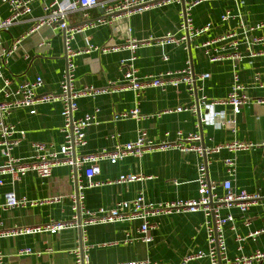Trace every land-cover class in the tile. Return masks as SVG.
I'll return each mask as SVG.
<instances>
[{"label":"crops","instance_id":"0c3cea01","mask_svg":"<svg viewBox=\"0 0 264 264\" xmlns=\"http://www.w3.org/2000/svg\"><path fill=\"white\" fill-rule=\"evenodd\" d=\"M52 0H32L31 12L11 25L0 29V47L10 46L20 39L18 48L9 58L4 68L6 76L11 78L10 88H15L25 80L42 76L44 83L39 94L60 90V83L66 68L65 32L60 28L43 24L35 28L34 18L44 13L45 5ZM73 2L75 0H58ZM182 4H169L148 9L120 19L113 31L110 25H99L77 33L72 40L76 50L85 49L90 43L107 46L124 45L126 39L134 38L141 45L137 51L135 67L140 76L158 75L168 70L185 67L188 61L197 74L209 76L197 86L202 89L190 91L185 84L177 87H151L136 96L133 90L111 89L109 92L78 99L75 117H80L96 108L100 110L98 119L86 131L87 143L77 148V154H89L103 149L113 150L117 144L137 139L138 131L144 129L149 138L162 141L170 132L169 139L176 138V132L183 135L199 132L206 146L233 142L252 141L257 146L235 154L236 174L232 177L236 191L246 190L261 197L242 213L236 206L224 208L223 215L231 213L234 221L225 225L227 254L230 258L249 255L257 250L264 251V88L256 87L253 78L256 73L264 77V55L244 57L237 63L242 83L248 86L251 102L242 107L236 117V130L216 129L200 124L197 113L167 112L178 106L192 105L197 96L203 94L209 99H221L228 96L233 80V61L210 62L203 51L196 48L201 42L228 30L238 29L240 21L247 27L264 23V0H207L193 9L196 26L212 22L206 33L193 39L187 48L184 45H160L149 39H159L167 33L181 35ZM230 10L240 13L241 17L221 21V16ZM101 7L89 9L76 8L68 15L69 25L84 24L103 15ZM10 15L6 2L0 0V22ZM264 36V27L249 32V42L241 45V52L248 55L249 50H264L263 44H255L254 38ZM163 52L169 56L163 58ZM132 52L127 48L120 50L90 51L74 57L76 64V87L103 88L122 79V59L129 58ZM3 82L0 80V86ZM3 99V94H0ZM135 107L143 116L140 119H115L116 113L129 111ZM217 110L231 113L230 106H217ZM18 131H24L20 144L13 150L16 157L27 158L33 154V143H46L53 150H59L64 142L62 103L58 101L42 103L35 114L27 108L15 110L9 117ZM18 137L21 134H17ZM234 155L226 149L208 156V173L212 181L219 184L229 177L224 159ZM204 158L194 152H182L176 148H156L147 151L142 157L129 155L112 163L103 160L101 173L94 177L96 181L115 180L121 175L136 174L143 178L129 183L103 184L85 190V206L96 210L102 206H113L121 200H130L143 193L146 200L152 202L175 201L198 197V163ZM5 162L0 148V165ZM84 179L83 171L81 170ZM0 203L5 194L15 193V181L10 175H0ZM19 182L21 197L44 199L48 196H61L60 202L44 205H24L3 211L4 229L33 227L55 220H69L74 215L70 195L76 193L77 182L72 177L71 166H57L48 178L40 177L30 171ZM206 216L201 210L164 214L151 219L154 227L150 231L152 241H127L138 237L140 221H124L89 225L84 243L93 245L90 250L91 264H115L129 261H158L162 263H180L183 258L199 249H208ZM263 229L259 235L253 231ZM241 238V239H239ZM81 239L78 229L65 230L57 234L38 232L0 238V249L5 253V264H74L75 256L70 250ZM26 248L30 254H21ZM190 264H210L208 258L192 261ZM258 264H264L258 263Z\"/></svg>","mask_w":264,"mask_h":264},{"label":"built area","instance_id":"2783aa9c","mask_svg":"<svg viewBox=\"0 0 264 264\" xmlns=\"http://www.w3.org/2000/svg\"><path fill=\"white\" fill-rule=\"evenodd\" d=\"M7 3L10 15L0 22V29H8L11 25L19 22L23 16L31 12L30 3L32 0H3ZM207 0H75L73 2H61L52 0L45 5L44 13L34 18L35 28L47 24L54 28H60L65 32V59L66 68L60 83V90L52 93L39 94L44 80L42 76H37L33 80H25L15 88H10L11 78L6 76L4 68L9 62V58L18 48L20 39L14 40L10 46L0 47V80L3 84L0 86V148L5 162L0 165V175H10L13 180H20L30 171L36 172L42 178H48L52 175V170L57 166H71L72 177L77 182L75 194H71L72 209L74 215L69 220L51 219L49 222L24 228L4 229L2 213L10 208L24 205H44L54 202H60L61 196H48L44 199H28L27 197L17 198L15 193L8 192L5 194V201L0 203V238L10 237L23 234L49 232L57 234L65 230L78 229L81 239L70 250L75 256L74 264H91L90 250L93 245L84 243L86 239V229L89 225L105 224L124 221H140L138 228L139 236L132 237L127 241L141 240L151 242L152 236L150 231L154 227L151 222L153 217L173 214L180 212L203 211L206 216V231L208 237V249H199L187 254L178 264H190L192 261L208 258L210 264H258L264 262V251L257 250L249 255H239L230 258L227 254V242L225 236V225L234 221L231 213L222 214L224 208L236 206L242 213H246L250 206L254 204L261 196L251 194L246 190L236 191L233 185L232 177L236 174L237 160L235 154L239 151L249 150L257 146L252 141H233L213 146H206L203 143L202 135L199 132L188 133L183 135L181 131L176 132V138L170 140V132L162 141H155L148 137L144 129L138 131L137 139L124 144H117L113 150L103 149L95 153L77 154V148L86 145V131L98 119L100 110L96 108L93 112L85 113L80 117L74 114L78 110V99L84 96H94L100 93L109 92L111 89L133 90L137 95L141 91L151 87L165 88L168 85L174 87L185 84L190 91L202 89L197 86V81H204L209 74H197L190 61L185 67L177 70H168L158 75L140 76L135 67L137 59L136 51L144 43L138 42L134 38L126 39L124 45L107 46L90 43L83 50H76L71 43L77 33L87 28H93L99 25H110L113 31H116V23L123 18L142 12L148 9L163 7L169 4H182L181 11L182 24L180 26L181 35L167 33L159 39H149L147 42L155 41L164 46L169 44L184 45L187 48L189 43L206 33L212 28L213 23L208 22L203 26H196L193 18V9L201 2ZM92 7H101L103 15L95 20L79 25H69L67 19L69 13L76 9H89ZM241 17L240 13H232L227 10L222 16L221 21L235 20ZM264 27V23H258L256 26L247 27L242 21L238 29L228 30L210 39L197 42L196 48L203 51L210 62H219L224 60L233 61V80L231 90L228 96L221 99H209L206 95L197 96V101L192 105L178 106L175 109H168L167 112H192L197 113L201 110L200 124L210 125L216 129L236 130V117L242 111V107L251 102L248 95V86L242 83L237 69V63L244 57H256L264 55V50H249L248 55L241 52L240 48L243 43L250 45L249 32ZM255 44H263L264 36L254 38ZM191 44V43H190ZM127 48L132 52L129 58L122 59L123 67L122 79L110 83L103 88L86 87L78 89L76 87V64L74 57L80 53L90 51L107 52L109 50H120ZM163 58L169 59L166 52H163ZM253 84L256 87L264 88V77L256 73L253 78ZM58 101L62 103L64 142L59 150H53L51 145L46 143H33V154L27 158L16 157L13 150L20 144L21 138L24 137V131H18L15 124L10 122L11 114L21 108H27L30 113L37 112V106L42 103ZM259 103H264V98L258 99ZM217 106H230L231 113L225 110H217ZM146 117L141 115L140 109L135 107L129 111L115 114V119ZM21 134L20 137L17 134ZM161 148H176L182 152H194L204 158L198 163V197L193 199H182L175 201L152 202L146 200L141 192L138 196L130 200H121L113 206H102L96 210L88 209L85 206V190L112 183H129L138 181L143 178L142 175L126 174L121 175L115 180L96 181L94 177L101 173L100 163L103 160H109L116 163L118 160L129 155L142 157L147 151ZM223 149L228 150L234 155L224 159L229 177L221 183L222 191L218 190L219 184L212 181L208 173V156L219 153ZM83 171L84 179L82 178ZM0 184L3 180L0 179ZM263 229L253 231L252 236L259 235ZM241 239V238H239ZM33 250L26 248L20 251L21 254H30ZM0 264H5V253L0 249ZM115 264H174L162 263L158 261H129L118 262Z\"/></svg>","mask_w":264,"mask_h":264},{"label":"water","instance_id":"95a60500","mask_svg":"<svg viewBox=\"0 0 264 264\" xmlns=\"http://www.w3.org/2000/svg\"><path fill=\"white\" fill-rule=\"evenodd\" d=\"M102 13H104V11H102ZM189 49H190V52H191L192 51V46H191L190 43H189ZM200 115H201V110L198 111L199 119H200ZM15 195H16L17 198H19L21 196L20 195V189H19V182L18 181H15Z\"/></svg>","mask_w":264,"mask_h":264}]
</instances>
